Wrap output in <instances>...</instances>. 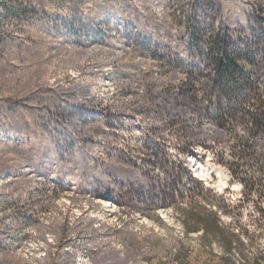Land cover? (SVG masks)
Instances as JSON below:
<instances>
[{"label": "rangeland", "instance_id": "374dc122", "mask_svg": "<svg viewBox=\"0 0 264 264\" xmlns=\"http://www.w3.org/2000/svg\"><path fill=\"white\" fill-rule=\"evenodd\" d=\"M210 2L0 0V264H264V205L241 182L263 184L264 171L237 155L241 123L236 135L215 126L221 81L206 54L215 31L256 45L232 93L264 92V0ZM187 88L195 112L178 97ZM44 107L68 130L56 134ZM69 131L94 170L147 184L108 175L113 190L98 180L82 192L73 175L55 178L58 160L74 168ZM64 221L76 226L61 238Z\"/></svg>", "mask_w": 264, "mask_h": 264}, {"label": "trees", "instance_id": "16d2710c", "mask_svg": "<svg viewBox=\"0 0 264 264\" xmlns=\"http://www.w3.org/2000/svg\"><path fill=\"white\" fill-rule=\"evenodd\" d=\"M210 1L211 0H202L203 5H205L204 8L207 11H210L211 9L212 3ZM205 16L208 18L209 14H206ZM260 22L261 40L264 43V19H260ZM208 26L211 27L213 24L210 23L209 25H201V29L198 28L193 31L191 36L193 38H202L203 36L201 37V35H203V28H207ZM208 37L210 38L211 43L209 49H207V51L205 50L207 52V59L209 60V63L213 64V73L215 74L216 79L221 81V84L218 87H215V89L219 92V96L216 97L217 106L214 113V116L217 119L215 126L218 129L229 130L230 133L232 132V135H236L234 129L241 123L240 125H242L245 129L246 135L236 138L234 137L233 144L236 147L237 155L240 159L246 157L248 159H256L258 170L264 171V140L262 139L258 142L259 137L264 138V92H261L259 89H253L249 90L246 94L240 95L239 97L232 93V89H234V87L240 86L247 80L245 78V66L238 61V57L248 55V49H250L251 52L253 50L252 53H255L258 50L257 46L254 45L253 48L249 47L245 49V45L241 44L242 46H240L238 45V42L234 43L232 37L227 32L223 33L215 31L209 34ZM203 50V48L201 50L197 48L198 54L202 55L204 53ZM179 53L181 54L182 52ZM64 94L65 95L62 97L58 96L61 97V100H63L60 104L66 110H69V114L71 115L74 112V105H72V102L69 101L70 99H73V93L68 91ZM178 97H181L182 105L191 109L190 111L195 112L200 108L198 97L195 95L194 90L189 91L187 88V90L181 92ZM77 103L84 104L82 101ZM44 110L47 114L51 115L53 121L57 123L55 128L56 134L60 130L66 129L65 123H72L69 119L65 120L62 114L56 109L52 110L44 107ZM108 115L109 113L105 114V116ZM179 128V130H181V126ZM150 130L153 131V127L149 126L144 133L150 135ZM173 131L177 134H181L178 129H173ZM71 134L76 136V132L69 131L66 133L67 139L69 138V141L71 142V150L76 155L71 165V168H74L73 170H64L62 163L58 160L59 162L56 164L57 168L53 172V176L55 178L64 181L68 175H73L76 179L75 187L82 192H89L91 184L98 180L102 183L104 188L113 190L110 188L112 180L109 179V181L107 180L108 182H104V180L106 181V176L108 175L113 178V181H119L120 183L128 182L136 185L147 184L142 174L134 175L131 171L125 169H111L109 164H104L100 167V171H98L99 167H96V170H94L95 168L93 169V166L90 164L91 160L89 159V156H87L89 155V152L87 154L83 151L81 152L78 146V141H76ZM191 142V144H194L193 141ZM34 166L37 169V172H42V169L39 168L38 164ZM241 182L244 187L247 188L249 193H257L261 199L260 202L264 205V183L258 185L252 181V178L247 180L242 177ZM256 208H259L262 213V218L264 219V207L261 208L256 206ZM72 225L73 224L71 222L64 221L60 227L54 231V234L64 238L69 234V229ZM73 226L75 227L76 225Z\"/></svg>", "mask_w": 264, "mask_h": 264}]
</instances>
